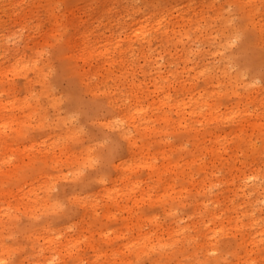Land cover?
Wrapping results in <instances>:
<instances>
[{"label": "rangeland", "instance_id": "obj_1", "mask_svg": "<svg viewBox=\"0 0 264 264\" xmlns=\"http://www.w3.org/2000/svg\"><path fill=\"white\" fill-rule=\"evenodd\" d=\"M0 264H264V0H0Z\"/></svg>", "mask_w": 264, "mask_h": 264}, {"label": "bare ground", "instance_id": "obj_2", "mask_svg": "<svg viewBox=\"0 0 264 264\" xmlns=\"http://www.w3.org/2000/svg\"><path fill=\"white\" fill-rule=\"evenodd\" d=\"M136 29V31H138V33L139 34H141V33H145L146 31L143 29V28H141V27H137V28H135ZM168 97H170V95H168ZM138 110H136L135 112H138L139 114L140 113H144V111H145V109H143V107L141 108V107H139V108H137ZM167 119V117H164V119ZM165 119V120H166ZM163 152H165V151H163ZM165 157H169V155H167V153L165 152V154H163ZM169 161H168V163L167 164H164L163 165V170H162V172H165V171H169V170H172V165H171V163H172V161L170 160V159H168ZM153 168H154V165H153ZM161 174V173H160ZM159 174V175H160ZM175 178H173V180H174ZM171 182V181H170ZM170 184V183H169ZM258 189H259V187H257Z\"/></svg>", "mask_w": 264, "mask_h": 264}]
</instances>
